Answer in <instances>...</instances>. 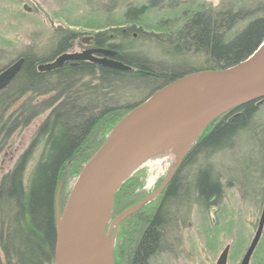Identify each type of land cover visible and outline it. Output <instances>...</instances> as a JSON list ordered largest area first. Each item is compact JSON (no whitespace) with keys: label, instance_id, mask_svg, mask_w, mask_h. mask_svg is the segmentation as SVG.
<instances>
[{"label":"trees","instance_id":"obj_1","mask_svg":"<svg viewBox=\"0 0 264 264\" xmlns=\"http://www.w3.org/2000/svg\"><path fill=\"white\" fill-rule=\"evenodd\" d=\"M106 12L95 25L94 43L114 51L113 60L129 70L80 63L39 72L40 65L63 53L78 36L58 29L45 54L28 49L19 56L24 59L20 72L0 90V146L46 114L27 150L0 174V264H54L61 179L70 171L77 178L111 129L135 107L121 103L143 93L147 99L188 74L237 66L264 42V0H219L215 7L206 0H149L116 16ZM136 43L153 45L161 60L138 50ZM191 58L199 59V66ZM182 65L186 69L174 71ZM259 108L257 101L244 103L206 125L154 207L145 211L148 202L123 220L121 262L151 264L156 256L174 251L193 208L206 213L218 208L228 189L263 204L264 122L257 118ZM239 146L245 151L234 157ZM38 147L39 157L26 179ZM134 182L126 180L114 193L112 216L144 198L135 197Z\"/></svg>","mask_w":264,"mask_h":264},{"label":"water","instance_id":"obj_2","mask_svg":"<svg viewBox=\"0 0 264 264\" xmlns=\"http://www.w3.org/2000/svg\"><path fill=\"white\" fill-rule=\"evenodd\" d=\"M51 28L52 20L42 7L34 3ZM23 10L30 14L26 6ZM101 55L95 58L92 54ZM112 50L96 49L84 54L65 53L53 62L38 67L41 73H50L61 69L66 63L89 61L101 67L127 71L128 67L113 60ZM24 63L19 58L12 65L0 71V90L6 88L20 72ZM75 65V64H74ZM264 77V42L242 63L223 71H201L188 74L159 89L145 102L138 104L120 122L104 145L87 162L78 175L62 213L55 211L56 241L54 264H81V251L85 233L91 226L102 201L117 188L120 176L138 159L162 139L188 127L203 124L204 127L217 117L244 103L264 101V88L250 89ZM176 91L171 103L156 116L130 130L132 124L161 99ZM187 152V151H186ZM185 152V154H186ZM184 154V155H185ZM181 162V160H180ZM180 162L177 164L175 173ZM173 173L165 180L160 190L153 196L143 198L138 204L118 215L110 223L107 238L111 239L113 228L123 220L139 211L140 207L152 201L169 183ZM260 218L254 236L243 253L240 264H249L260 243L264 229V199ZM229 245L219 254L215 264H227Z\"/></svg>","mask_w":264,"mask_h":264},{"label":"rangeland","instance_id":"obj_3","mask_svg":"<svg viewBox=\"0 0 264 264\" xmlns=\"http://www.w3.org/2000/svg\"><path fill=\"white\" fill-rule=\"evenodd\" d=\"M148 1L149 0H0V66L4 65L7 61H11L12 64L28 49H33V51L38 54H45L53 44L54 36L52 34L55 30L63 29L73 31L78 34L77 38L92 37L98 32L95 25L101 18H105V16L108 15L106 10L110 9L111 14L116 16L127 6H139L146 4ZM218 1L219 0H206V2L213 7L218 4ZM34 3L39 4L48 14L53 22V28H51L42 14L35 9ZM24 6L31 9L30 14L23 10ZM135 47L156 60L162 58L159 54L160 52L156 50L153 45L136 43ZM190 61V63L196 64L194 67L200 64L199 59L196 58H191ZM184 69H186L184 65L176 66L174 71L182 72ZM145 99V93L141 95L137 94V96H130L128 101L121 104L129 107H136L139 102ZM259 106L257 118L264 122V101L260 103ZM45 116L46 114L40 115L35 118L29 126L18 129L6 140V143L0 146V174H6L7 171L14 166L18 157L27 150L36 128ZM126 116L127 115L123 116L118 124L111 129L108 134L109 137ZM95 137H98L96 147H99L101 142L100 136L96 135ZM196 139L194 141H196ZM194 141L192 142L194 143ZM39 149L40 147L35 150L32 160L27 166L26 179L39 157ZM236 150L237 152H235L234 157H238L245 151L242 146H239ZM183 157L184 156H182L181 160ZM178 163H175L168 169H164L160 163L152 167L141 166V168L136 170L128 178L135 181V197L141 199L143 197L155 195L160 190L165 180L173 173ZM76 179L72 171L64 175L61 179L56 197V209L59 214H61L64 209L62 206L63 200L65 196H69L70 189H72ZM262 181L263 191L261 195H264V175ZM157 200L158 195L149 202V205L144 206L143 209L145 211L150 210V208L154 207L157 203ZM258 200L259 198L257 197H255L254 200L243 198L238 190L233 188L225 191L223 201L221 202L222 204L218 208L211 209L207 213L201 212L196 207L193 208L190 214V222L186 228L180 231L179 243L176 244L174 251L156 256L150 263L215 264L219 254L229 245L227 264H240L244 255L243 253H245L249 246V242H251L254 236L260 218L263 204ZM111 213L112 207L105 224L106 234L110 223L117 217L115 215L112 216ZM121 223L113 228L114 230L111 237L114 264H124L118 259L120 253L119 248L122 241L121 237L126 231L125 222L123 223L122 221ZM259 242L249 264H264V229Z\"/></svg>","mask_w":264,"mask_h":264},{"label":"bare ground","instance_id":"obj_4","mask_svg":"<svg viewBox=\"0 0 264 264\" xmlns=\"http://www.w3.org/2000/svg\"><path fill=\"white\" fill-rule=\"evenodd\" d=\"M264 88V77L255 82L250 89ZM176 96V91L168 94L161 99L153 108H151L143 116L139 117L130 127V130L137 128L142 123L156 116L163 111ZM206 127V126H205ZM203 124L194 125L174 133L158 143H155L149 150L145 151L136 161L120 176L117 188L121 183L125 182L136 170L147 166L152 167L159 164L168 169L175 163H178L188 147L205 128ZM116 192V191H115ZM114 194H109L99 206L91 226L85 233L81 251V264H114L113 251L111 249L112 238L108 240L105 224L108 219L112 207ZM219 257V256H218Z\"/></svg>","mask_w":264,"mask_h":264},{"label":"flooded vegetation","instance_id":"obj_5","mask_svg":"<svg viewBox=\"0 0 264 264\" xmlns=\"http://www.w3.org/2000/svg\"><path fill=\"white\" fill-rule=\"evenodd\" d=\"M94 42H95V37L94 36H92V37L88 36L86 38H76L74 41H71L69 43V48L68 49H66L63 53L59 54L58 56H56L51 62H53L57 57H59L62 54H65V53L84 54L86 52L93 51V50H96V49H103V48H98L95 45ZM104 50H108V49H104ZM92 56H94L95 58H102L101 55H98V54H95V53L92 54ZM80 63H88V64L96 65V64L91 63L89 61H84V62L74 63L75 65L73 63H66L64 66L68 65L70 67H76Z\"/></svg>","mask_w":264,"mask_h":264}]
</instances>
